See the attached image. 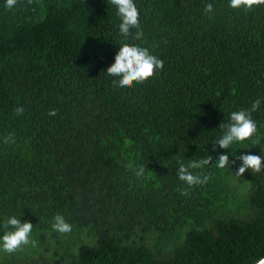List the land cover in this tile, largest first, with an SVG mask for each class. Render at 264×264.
I'll use <instances>...</instances> for the list:
<instances>
[{
  "label": "trees",
  "instance_id": "trees-1",
  "mask_svg": "<svg viewBox=\"0 0 264 264\" xmlns=\"http://www.w3.org/2000/svg\"><path fill=\"white\" fill-rule=\"evenodd\" d=\"M137 6L144 37L135 43L164 68L119 89L106 70L124 38L108 0H18L12 10L0 0V221H31L37 241L0 251V264H255L264 256V170L236 176L213 161L207 182L191 187L176 174L178 160L208 152L264 155V104L253 113L259 146L211 144L232 111L264 98V3ZM56 214L72 224L70 235L52 230Z\"/></svg>",
  "mask_w": 264,
  "mask_h": 264
},
{
  "label": "clouds",
  "instance_id": "clouds-1",
  "mask_svg": "<svg viewBox=\"0 0 264 264\" xmlns=\"http://www.w3.org/2000/svg\"><path fill=\"white\" fill-rule=\"evenodd\" d=\"M4 2L9 10L14 9L18 4V0H4ZM228 2L231 8L240 9L262 4L264 0H228ZM108 4L116 10L120 21L119 35L124 38L121 41L124 46H121L115 63L106 72L109 77L113 78L114 87L129 89L134 87L135 84L147 81L154 74L163 70L164 61L150 51L148 47L135 43L141 41L144 37L141 23L142 17L137 6V0H108ZM205 11L212 14L214 12L213 3H207ZM129 40L131 43H129ZM262 104H264V98H257L251 103L250 107L232 111L227 122L224 120L220 123L218 129L221 130V134L211 144L214 147L218 146V148L226 150H230L233 145H243L246 142H250L252 146H259L258 122L253 118V113L257 112ZM50 115H55V111H51ZM243 148L250 149L251 147ZM261 151L264 152L262 149ZM237 160L240 161V164L238 170L234 172L233 166ZM213 161H215V166L221 169L230 166L236 176H243L248 170L257 173L264 170V155L248 151L240 155L237 152L233 156L230 151H226L220 153L218 158H214L208 152V155L200 159L191 158L187 162L178 160L176 174L180 181L190 187L206 183L208 176L202 173L206 166L212 164ZM196 169H200L201 172L197 173L194 171ZM144 171V166L140 165L137 169H134V174L142 176ZM33 227L34 225L31 221L23 220L16 215L8 216L0 221V228L3 229V235H0V251L11 254L24 246L31 245L35 247L37 241L32 238ZM51 228L62 235H70L73 232L72 224L62 214L54 216ZM255 264H264V256L256 259Z\"/></svg>",
  "mask_w": 264,
  "mask_h": 264
}]
</instances>
